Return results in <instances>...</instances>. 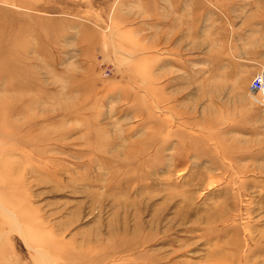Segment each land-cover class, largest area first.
I'll return each mask as SVG.
<instances>
[{"label":"rangeland","instance_id":"rangeland-1","mask_svg":"<svg viewBox=\"0 0 264 264\" xmlns=\"http://www.w3.org/2000/svg\"><path fill=\"white\" fill-rule=\"evenodd\" d=\"M263 49L264 0H0V264H264Z\"/></svg>","mask_w":264,"mask_h":264},{"label":"built area","instance_id":"built-area-1","mask_svg":"<svg viewBox=\"0 0 264 264\" xmlns=\"http://www.w3.org/2000/svg\"><path fill=\"white\" fill-rule=\"evenodd\" d=\"M248 93L252 104L259 109H264V66L252 77Z\"/></svg>","mask_w":264,"mask_h":264},{"label":"crops","instance_id":"crops-1","mask_svg":"<svg viewBox=\"0 0 264 264\" xmlns=\"http://www.w3.org/2000/svg\"><path fill=\"white\" fill-rule=\"evenodd\" d=\"M233 36V34H232ZM232 38V37H231ZM250 58L251 55L250 54H232V52H229V60L227 65L225 66L226 69L228 70L229 74L231 72H236L237 70H239L240 67V63L239 61H243L244 58ZM255 61H256V68H255V72H257L260 68H262L264 66V49L263 51L258 54V56H255ZM225 69V68H224ZM231 75V74H230Z\"/></svg>","mask_w":264,"mask_h":264}]
</instances>
